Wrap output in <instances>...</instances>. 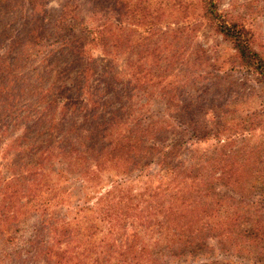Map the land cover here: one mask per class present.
I'll list each match as a JSON object with an SVG mask.
<instances>
[{"label": "rangeland", "instance_id": "374dc122", "mask_svg": "<svg viewBox=\"0 0 264 264\" xmlns=\"http://www.w3.org/2000/svg\"><path fill=\"white\" fill-rule=\"evenodd\" d=\"M67 2L79 5L82 21L88 25L116 27L119 47L113 56L114 68L124 72L138 69L129 64L131 59L153 62L149 66L152 74L142 89H135L132 113L116 135L130 137L140 121L148 119L153 134L171 144L167 158L179 170L203 168L209 175L208 159L226 158L227 174L215 162L214 167L210 164L212 173L207 177L209 198L215 206L210 211L214 226L208 246L211 260L216 261L213 264H264L262 76L240 64L232 43L205 14L203 0H0V78L6 77L5 57L22 52L25 34L37 25L40 16L50 24ZM216 3L224 18L250 30L253 45L264 55V0ZM100 50L95 49L94 54L99 55ZM32 56L35 63L42 58ZM103 59L96 75L101 66L107 68L110 63ZM19 72L33 75L34 68L23 66ZM12 86L0 80V264H116L122 258L124 241L135 233L133 218L111 224L105 216L107 201L100 204L97 200L104 198L105 192L106 198H112L114 189L107 193L111 176L117 170L121 175L130 172L128 165L118 169L110 163L105 170L93 171L89 164L79 169L58 164L53 159L57 153L46 143L36 145L37 132L30 131L36 120L28 115L31 90L16 99L18 112L6 115L13 101L11 93L19 94L17 82ZM47 87L44 84L42 91ZM45 104L34 102L33 108ZM47 123L45 120L41 128ZM57 128L53 132L61 136V125ZM28 133L29 138L24 139ZM150 139L156 140L148 135L147 142ZM176 139L181 142L174 144ZM156 164L158 161L147 171L151 180L146 185L140 188L142 183L135 180L127 188L137 193L167 188L171 178L156 177L162 174L155 170ZM188 182L189 195L193 185L202 186L200 179L189 178ZM191 199L200 202V198ZM149 213L153 215L150 211L146 215ZM191 213L194 211L187 212ZM162 217L163 213L155 215ZM136 225L148 242L159 240L162 229L167 231L159 225L148 229ZM174 244L185 246L182 241ZM152 246V258L158 259L159 250L165 248ZM194 262L192 256L172 261Z\"/></svg>", "mask_w": 264, "mask_h": 264}, {"label": "trees", "instance_id": "16d2710c", "mask_svg": "<svg viewBox=\"0 0 264 264\" xmlns=\"http://www.w3.org/2000/svg\"><path fill=\"white\" fill-rule=\"evenodd\" d=\"M203 1L205 14L224 38L232 43L240 64L247 69H254L264 79V55L253 45L250 30L237 21L224 18L218 11L216 0ZM72 3L64 5L59 15L53 18L52 25L40 16L37 25L25 34L22 52L17 51L5 57L6 77L0 80L7 85L12 83V87H16L17 82L19 93H11L13 101L8 104L10 111L6 115H15L19 108L16 99L25 96L26 90H31L27 98L32 106L29 105L28 115L35 116L36 120L30 131L37 132L34 138L36 145L46 143L52 153H57L52 156L58 164L70 165L75 169L89 164L93 171L105 170L110 163L118 169L121 165H128L130 172L121 175L117 170L116 175L111 176V188L107 193L114 189L112 198H106L105 192V197L97 200L100 204L107 201L105 216L111 224L133 218L131 226L135 228V233L132 239L124 241L122 258L116 264H175L172 263L174 259L178 263L190 256L194 258L193 264H213L216 261L211 260L208 246L210 237L213 238L211 231L214 227L211 225L210 211L215 206L209 198L211 184L207 177L212 173L210 164L214 167L215 162L227 174L226 158L211 156L208 159L209 175L203 173V168L199 171H181L177 166H172L167 158L171 144L158 138V134H153V125L151 121L147 122L148 119L140 121L141 125L130 137L116 135L121 132L120 128L125 124L127 115L132 113L131 106L138 92L135 89H142L147 77L152 74L149 66L153 62L139 63L131 59L129 64L138 69H127L124 72L114 68L113 56H117L119 47L116 27L110 24L88 25L82 21L79 5ZM97 48H101L99 55L94 54ZM144 53L148 54L149 51ZM32 54L42 55V58L35 63ZM105 57L110 63L107 68L101 66L96 75ZM156 58L160 59V56L156 55ZM29 65L34 68L33 75L19 72L20 68ZM44 84H48V87L42 91ZM165 90L162 88L163 94ZM40 101L46 103L45 106L33 108L34 102ZM45 120H48V126L41 128ZM59 125L63 130L61 136L53 132ZM148 135L156 140L152 142L150 139L151 142H147ZM28 136L29 133L24 135V139H28ZM180 142L174 140V144ZM156 161L158 164L155 170L162 172L156 177L161 180L169 176L171 178L167 188L161 191L155 187L150 192L147 189L138 193L133 188H127V184L135 180L142 183L140 188L146 185L151 180V174L146 176L147 171L154 169L152 165ZM57 169L64 173L59 167ZM189 178L202 181L200 188L193 185L191 195L188 194ZM190 198H200V202ZM190 210L194 213L187 214ZM149 211L153 215H146ZM157 213H163V217L155 218ZM136 223L147 229L159 225L167 231L160 230L159 240L148 242L144 235L142 237ZM221 234L223 237L225 231ZM178 241H182L185 246L175 245ZM153 244L160 249L165 248L159 250L158 259L152 258Z\"/></svg>", "mask_w": 264, "mask_h": 264}]
</instances>
